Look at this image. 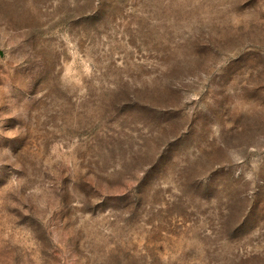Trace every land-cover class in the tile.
I'll use <instances>...</instances> for the list:
<instances>
[{
	"label": "rangeland",
	"instance_id": "374dc122",
	"mask_svg": "<svg viewBox=\"0 0 264 264\" xmlns=\"http://www.w3.org/2000/svg\"><path fill=\"white\" fill-rule=\"evenodd\" d=\"M0 264H264V0H0Z\"/></svg>",
	"mask_w": 264,
	"mask_h": 264
}]
</instances>
